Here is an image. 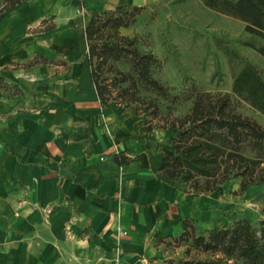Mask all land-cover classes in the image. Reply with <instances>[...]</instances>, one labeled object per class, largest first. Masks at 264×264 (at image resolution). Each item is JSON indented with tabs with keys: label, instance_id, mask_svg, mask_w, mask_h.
Listing matches in <instances>:
<instances>
[{
	"label": "crops",
	"instance_id": "crops-1",
	"mask_svg": "<svg viewBox=\"0 0 264 264\" xmlns=\"http://www.w3.org/2000/svg\"><path fill=\"white\" fill-rule=\"evenodd\" d=\"M121 3L24 0L0 20V264H149L157 237L231 206L161 173L169 131L102 105L86 30Z\"/></svg>",
	"mask_w": 264,
	"mask_h": 264
},
{
	"label": "trees",
	"instance_id": "trees-1",
	"mask_svg": "<svg viewBox=\"0 0 264 264\" xmlns=\"http://www.w3.org/2000/svg\"><path fill=\"white\" fill-rule=\"evenodd\" d=\"M24 0H6L0 20ZM204 5L245 23L250 38L241 43L264 58V0H202ZM146 5L121 3L113 9H95L86 30L91 73L103 106L126 105L146 114L145 128L169 131L170 149L164 151L160 171L182 178L196 195L221 191L232 179H240L241 192L264 185V127L237 110L229 93L202 90L194 83L179 95L155 76L161 62L153 51H144L139 37L122 33L132 27ZM217 46L230 61L240 63L232 93L264 115V70L224 39ZM217 74H222L216 71ZM192 101L184 114H176L183 102ZM121 163L128 157L115 155ZM177 241L187 245L188 259L178 264H264V219L255 225L243 216L228 226H216L204 234L193 219L183 221ZM203 255L204 257H202Z\"/></svg>",
	"mask_w": 264,
	"mask_h": 264
},
{
	"label": "rangeland",
	"instance_id": "rangeland-1",
	"mask_svg": "<svg viewBox=\"0 0 264 264\" xmlns=\"http://www.w3.org/2000/svg\"><path fill=\"white\" fill-rule=\"evenodd\" d=\"M130 3L146 5L147 9L132 27L122 29V33L137 35L141 49L157 55L161 62L155 69L158 79L179 95L187 94L194 83L202 90L229 93L238 111L264 127V115L249 104L236 101L232 93L240 63L230 61L217 46V39H224L264 70V58L241 43L251 37L245 31L244 22L207 8L202 0H130ZM6 4V0H0V12ZM217 70L222 74L215 76ZM191 105V100L183 102L176 114H184ZM240 182L232 179L224 185L222 192L231 206L223 211L224 217L215 220L214 227L231 225L243 216L255 225L264 219V185L241 192ZM178 236L157 237V252L149 264H178L188 259L187 245L178 242Z\"/></svg>",
	"mask_w": 264,
	"mask_h": 264
},
{
	"label": "built area",
	"instance_id": "built-area-1",
	"mask_svg": "<svg viewBox=\"0 0 264 264\" xmlns=\"http://www.w3.org/2000/svg\"><path fill=\"white\" fill-rule=\"evenodd\" d=\"M120 257H121V253L120 252H118V254H117V260H120Z\"/></svg>",
	"mask_w": 264,
	"mask_h": 264
}]
</instances>
